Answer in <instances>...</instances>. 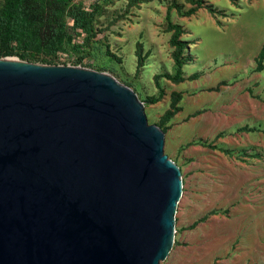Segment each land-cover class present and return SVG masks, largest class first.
<instances>
[{"label":"rangeland","instance_id":"obj_1","mask_svg":"<svg viewBox=\"0 0 264 264\" xmlns=\"http://www.w3.org/2000/svg\"><path fill=\"white\" fill-rule=\"evenodd\" d=\"M26 9L24 26L0 32V59L108 74L163 132L182 188L159 264H264V0H29Z\"/></svg>","mask_w":264,"mask_h":264},{"label":"water","instance_id":"obj_2","mask_svg":"<svg viewBox=\"0 0 264 264\" xmlns=\"http://www.w3.org/2000/svg\"><path fill=\"white\" fill-rule=\"evenodd\" d=\"M181 188L130 88L0 59V264H159Z\"/></svg>","mask_w":264,"mask_h":264},{"label":"trees","instance_id":"obj_3","mask_svg":"<svg viewBox=\"0 0 264 264\" xmlns=\"http://www.w3.org/2000/svg\"><path fill=\"white\" fill-rule=\"evenodd\" d=\"M29 0H4L0 13V32L10 37L27 21L26 4ZM23 58L25 53L20 54Z\"/></svg>","mask_w":264,"mask_h":264}]
</instances>
